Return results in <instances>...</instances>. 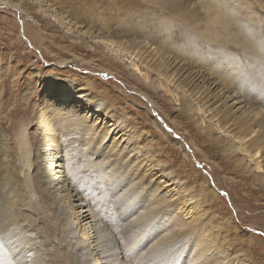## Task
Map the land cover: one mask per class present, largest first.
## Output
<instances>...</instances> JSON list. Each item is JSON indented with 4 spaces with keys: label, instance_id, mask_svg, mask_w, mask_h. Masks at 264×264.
<instances>
[{
    "label": "rangeland",
    "instance_id": "374dc122",
    "mask_svg": "<svg viewBox=\"0 0 264 264\" xmlns=\"http://www.w3.org/2000/svg\"><path fill=\"white\" fill-rule=\"evenodd\" d=\"M215 17L222 27L217 30L211 28ZM110 44L128 53L113 54ZM145 45L179 59L202 76L204 87L236 93L248 104L251 121H264V0H0V264H12L3 224L28 236L48 264H81L66 238L67 207L55 204L39 180L40 144L46 143L39 128L43 121H56L53 112L64 104L52 103L50 95L58 91L51 77L62 72L74 75L77 91L90 84L80 90L89 99L90 114L68 109L59 120L65 129L51 134L50 144L59 149L55 155L62 157L70 184L97 211L107 233L115 234L120 220L110 186L133 183L146 204L157 198L166 206L170 202L164 200L181 196L172 192L174 186L216 224L214 244L221 246L225 231L232 245L249 251L254 264H264L261 173L229 150L221 132L202 127L207 114L195 108L196 102L189 117L175 95L179 91L160 88L159 76L140 54ZM188 89L197 92L192 85ZM94 116H100L97 134L86 152L90 139L84 123ZM113 124L119 129L110 137L122 142L132 135L131 147H143L151 157L147 165L135 164L133 154L128 159L110 153L108 139L98 146ZM260 161L264 169L263 154ZM160 171L172 173V187L148 191L161 188ZM153 207L148 223L160 227L165 216L153 218L158 206ZM129 254L128 264H138L141 251Z\"/></svg>",
    "mask_w": 264,
    "mask_h": 264
},
{
    "label": "bare ground",
    "instance_id": "6f19581e",
    "mask_svg": "<svg viewBox=\"0 0 264 264\" xmlns=\"http://www.w3.org/2000/svg\"><path fill=\"white\" fill-rule=\"evenodd\" d=\"M219 20L217 17L213 18L211 28L216 30L219 29L218 27L222 28L218 23ZM225 25L227 26L226 23ZM228 30L227 26L225 32ZM236 37L240 38L238 34ZM246 44L248 45L247 49L250 48L248 40ZM109 47L113 54L128 53L114 44H110ZM141 53L144 60L151 63L152 71H155L159 76L160 88L163 87L167 93H172L171 87L174 86L179 91L175 95L189 117L193 115L195 108H199L204 115L207 114L206 119L212 116L207 110L214 112L208 121L205 122L206 119H204L201 122L202 127L207 128L209 132L214 130L221 132L229 150L234 154L241 153L248 162L247 166L254 165L255 170L261 173L260 181L264 183V169L261 167L260 161V155H264V121H251L252 117L247 111L248 104L236 93H222L223 90L216 89V86L214 88L204 87L201 84L202 76L195 71H190L179 59L170 58L171 55L158 47L140 46ZM134 68L138 73H143L141 65L134 63ZM73 76L70 72H62V76L51 77L50 83L56 86L55 89H58V91L50 93L53 95L51 96L52 103L62 101L64 104L58 105L57 110L53 112L55 117L52 119L56 121H43L42 128H39L42 133L40 136L43 135L46 142L40 144L39 180L55 204L67 207L63 218L68 226L66 238L72 246L74 255L80 257L81 264H128L126 258L130 256L129 252L132 249L141 251L138 264H254L249 251L232 245L231 240H227L228 236L225 231L223 232L225 235L219 236L221 246L214 244L218 238L212 232L216 224L212 220L206 221L204 218L206 211H202L199 204L194 205L193 199H190L187 193L178 192L179 189L174 186L172 192L175 190V193L181 196L173 194L169 200H164L170 202L167 206L160 203L162 201L157 198H153V201L146 204L145 199L138 194L133 183L110 186L112 203L118 210L120 220L115 234L105 231L97 211L89 207L70 184L62 157L59 154L55 155L59 149L53 150L50 144L51 136H53L51 134L65 129L63 121L59 120L69 113L68 109H73L75 112L82 110L84 114H90L87 108L89 99L85 93L80 92V90H88L90 84L77 91ZM145 79L150 80L149 74H145ZM55 82L57 84H54ZM181 84L187 85L188 88L192 85L197 89V92L193 95L190 89L182 87ZM149 87H152L154 91L157 89L152 84ZM215 89L216 91H214ZM217 91L219 94L216 93ZM191 97L192 99H189ZM192 102H196L197 107L194 108ZM65 105L69 107L67 108ZM219 115L221 118L216 120ZM99 118L100 116H94L93 121L87 119L84 123L86 135L90 139L87 142L84 140L86 152H89L94 143L93 137L97 134L96 123L99 122L96 120ZM118 129L119 126L110 125V128L101 136L102 141L98 142V146L112 141L110 147L106 148L110 153L116 152L117 156L126 154L128 159L133 154L132 156L136 157L133 161L135 164L139 167L147 165L151 157L143 152V147H131L130 143L134 139L132 135L123 139L122 142H117L110 137L118 132ZM107 139L109 142L105 143ZM115 154L113 156H116ZM147 171H144V175ZM157 178L161 179V186H159L162 190L159 187L149 186L148 191L165 192L170 190L171 180H173L172 173L160 171ZM0 182H2L1 178ZM163 205L166 207L162 208ZM149 206H154L153 208L158 206V210L154 211L153 218L165 216L162 226L149 225ZM179 214L186 217V221H181ZM2 227L4 231L6 230L3 233L2 241L9 250V260L12 264H48L43 253L35 250L34 242L28 236L19 233L18 228L5 229V224ZM225 229L227 230V226ZM120 248H122V252H117ZM112 254L116 257L114 258ZM126 254L127 256H125Z\"/></svg>",
    "mask_w": 264,
    "mask_h": 264
},
{
    "label": "snow or ice",
    "instance_id": "6c2138e0",
    "mask_svg": "<svg viewBox=\"0 0 264 264\" xmlns=\"http://www.w3.org/2000/svg\"><path fill=\"white\" fill-rule=\"evenodd\" d=\"M262 235H264V233H261Z\"/></svg>",
    "mask_w": 264,
    "mask_h": 264
}]
</instances>
